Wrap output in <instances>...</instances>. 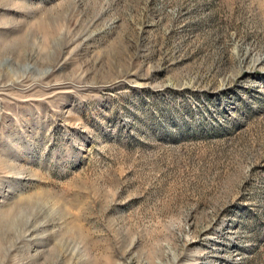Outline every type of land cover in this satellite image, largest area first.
<instances>
[{"label":"rangeland","instance_id":"obj_1","mask_svg":"<svg viewBox=\"0 0 264 264\" xmlns=\"http://www.w3.org/2000/svg\"><path fill=\"white\" fill-rule=\"evenodd\" d=\"M0 264H264V0H0Z\"/></svg>","mask_w":264,"mask_h":264},{"label":"bare ground","instance_id":"obj_2","mask_svg":"<svg viewBox=\"0 0 264 264\" xmlns=\"http://www.w3.org/2000/svg\"><path fill=\"white\" fill-rule=\"evenodd\" d=\"M203 236L205 237L204 239H209L210 237L209 236H207V232L204 230V232H203ZM192 261H197V259H192ZM197 263V262H196Z\"/></svg>","mask_w":264,"mask_h":264}]
</instances>
